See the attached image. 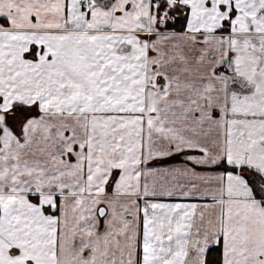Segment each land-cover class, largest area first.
I'll use <instances>...</instances> for the list:
<instances>
[{
    "label": "snow or ice",
    "instance_id": "1",
    "mask_svg": "<svg viewBox=\"0 0 264 264\" xmlns=\"http://www.w3.org/2000/svg\"><path fill=\"white\" fill-rule=\"evenodd\" d=\"M0 264H264V0H0Z\"/></svg>",
    "mask_w": 264,
    "mask_h": 264
}]
</instances>
